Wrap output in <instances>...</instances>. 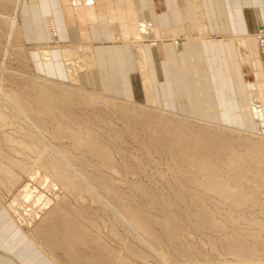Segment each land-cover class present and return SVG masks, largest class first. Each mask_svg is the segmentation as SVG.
Returning a JSON list of instances; mask_svg holds the SVG:
<instances>
[{
  "label": "bare ground",
  "instance_id": "1",
  "mask_svg": "<svg viewBox=\"0 0 264 264\" xmlns=\"http://www.w3.org/2000/svg\"><path fill=\"white\" fill-rule=\"evenodd\" d=\"M154 2L58 0L63 13L65 9L69 16L90 26L102 24L108 40L134 45L143 96L138 99L79 84L78 70L95 64L90 42L80 40L62 48L70 80L64 82L32 71L26 46L20 37L21 43L16 46L23 49L24 63L29 66L30 76L34 79L21 80L14 87H7L8 79L0 65V216L14 215L21 226L24 225L22 220L25 223L26 219L38 218L26 229L29 241L53 264H264V8L253 11L258 25L255 31L212 34L205 0H172V4L171 0H161V5L165 6L161 14L155 12ZM24 4L23 0H0V23L8 28V37L11 34L17 39L21 36L19 11H25ZM169 12L183 20L157 33L154 20L159 21ZM44 19L46 26L54 28L48 30L49 37L55 38L54 18L49 14ZM217 37L232 39L241 67L249 107L244 113L234 114L238 122L233 113L220 109L213 112L214 107L210 104L201 107L203 114H195L185 88L181 90L185 93L183 99L173 98H177L175 101L181 108L178 105L175 110L170 108L167 103L172 101L171 96L161 97L155 90L157 82L151 66L158 62L159 54L152 47V58H148L143 43L145 38L150 46L159 43L163 48H176L182 44L185 52L177 53V58L187 56L204 69L205 61L200 64L190 54L191 43L216 40ZM39 57L48 59L41 49ZM70 87L81 93L70 91ZM95 106L111 107L124 124L125 131L147 154H152L153 150L164 151L173 180L188 192L186 216L201 237L189 235L191 230L188 231L187 221L179 218L183 215L167 204L166 194L170 192L176 201L187 204L183 191L171 185L169 191L159 189V193L144 189L148 195V202H145L147 200L142 199V192L138 190L144 188L140 178L132 180L134 183L128 187L130 184H126L129 182H125L124 175L116 176L120 169L110 145L121 141L123 133L117 131L108 136L111 144L102 139L103 135L92 126L93 112L78 113ZM114 147L122 158L124 148L119 144ZM132 156L134 165L123 161L126 174H132L136 169L144 171L142 158ZM24 176L37 177L36 180L39 177L38 183L42 186H60L79 204L70 203L66 195L61 200L63 206L59 202L50 204L49 199L44 200L43 193L36 189L33 195L24 186L21 197L16 194L10 204L6 200L5 205L1 190L9 194ZM160 176L165 177L164 173ZM124 183L126 188L120 186ZM132 189H136L133 190L136 193L132 194ZM85 200L88 204L82 203ZM28 201H43L48 209L42 216L34 208L23 207L22 212L18 211L19 204H28ZM160 205H166L167 209ZM172 205L177 203L172 202ZM245 207L253 209V213ZM154 208H160L163 214L157 213L158 209L156 212L150 210ZM71 212L81 217L70 216ZM100 213L109 216L110 231L118 238L117 247L101 241L99 233L94 231L101 229ZM198 242L207 247L205 252ZM86 249L96 253L89 251L87 255Z\"/></svg>",
  "mask_w": 264,
  "mask_h": 264
},
{
  "label": "crops",
  "instance_id": "2",
  "mask_svg": "<svg viewBox=\"0 0 264 264\" xmlns=\"http://www.w3.org/2000/svg\"><path fill=\"white\" fill-rule=\"evenodd\" d=\"M160 1L155 0L154 8L156 13L161 14L165 6L161 5ZM23 4L25 6L22 8L25 11L21 9L19 11L21 37L24 47L26 46V57L28 59L29 55V63L35 74L69 82L62 48L80 40L88 41L92 45L95 64L90 68L78 70L79 84L88 89L125 96L133 100L143 97L140 74L135 62L137 55L132 43L108 40V33L103 29L102 24L87 25L84 21L69 16L65 9L64 14L58 0H23ZM205 4H207L206 11L212 34L255 31L258 25L254 21L256 12L253 13V11L256 8H264V0H205ZM49 14L54 18L57 26L55 38L49 37L48 29L51 30V28L48 24L47 26L44 24V17ZM152 15L154 20V14ZM161 17L159 21L154 20L155 27L158 28L157 33L183 20L171 12ZM143 43L148 58H152V47L157 49L159 60L151 66L157 82L155 90L161 97L171 96L172 101L167 103L170 108L174 110L175 106L176 109L178 106L181 108L175 99H183L185 93L181 90L184 91L185 88L192 102L191 110L195 114L196 112L203 114L201 108L203 104L214 107V97H216V106L223 112L235 114L237 110L245 111L244 106L247 105L248 98L242 85L241 67L231 38L217 37L216 40L206 39L191 43L190 54L197 58L200 64L205 61L204 69L187 56L180 60L177 58V53L185 52L182 44L176 48H163V45L159 43L150 46L145 38ZM40 49L47 54L48 59L42 60L39 57ZM166 58L170 60V63L166 61ZM163 64L164 74L162 73ZM158 71L160 73L157 74ZM174 97L177 98L173 99ZM216 106L213 112L216 111L214 110ZM235 121L238 122L236 117ZM29 239L27 231L22 230L12 216L2 214L0 216V264H53Z\"/></svg>",
  "mask_w": 264,
  "mask_h": 264
},
{
  "label": "rangeland",
  "instance_id": "3",
  "mask_svg": "<svg viewBox=\"0 0 264 264\" xmlns=\"http://www.w3.org/2000/svg\"><path fill=\"white\" fill-rule=\"evenodd\" d=\"M0 11H1V9H0ZM2 11L5 12V13H8L9 12V10H2ZM4 26L5 25L3 23H0V35H1L0 36V46H1V48H0V55H1L0 56V65H3L1 67L4 69V70L2 69L1 72L3 73V75L5 76V78L7 77V79H8V81L6 82V84L8 85L7 87H14V86H16V84L18 83V81L21 83V80H27V79L28 80H30V79L32 80L34 78H32V76H30L31 75V71L29 69V66L26 63H24L26 60L24 59L25 57H24V51H23V49L22 48H19L18 46H16L18 44V42H20V37L21 36L18 35V39L15 38L16 37L15 34H11V36L8 37V28L7 27H4ZM51 29H54V28L51 27ZM2 45H3V48L4 49L2 48ZM153 48H154V50L157 53V49L155 47H153ZM20 49H22V53H21ZM163 72H165V66H164V64H163V71H162V73ZM158 73H160V71H158ZM10 80H11V83H10ZM69 89H70V91H73L74 90V92L81 93L77 88L70 87ZM87 93H91V92H87ZM98 98H102V96H98ZM214 100L216 101V97H214ZM216 104H217V102H216ZM216 104L214 105V107L216 106ZM131 105L132 106H135L136 104L135 103H131ZM203 105L206 106V107L208 106V104L207 105L206 104H203ZM210 106L213 107V105H210ZM136 107H137V105H136ZM248 107H249V105H248V101H247V105L244 106V110L246 108L248 109ZM107 108H109V109H107ZM94 109L91 110V108H86V109H83V111H80L79 110L78 113L80 115H84L86 112H90V111L93 112L92 113L93 114L92 121L94 122V124L93 125L91 124V125L94 126V128L97 129L100 132L101 135H103L102 136V139L104 138L105 140H108L110 142V144H111L112 140L108 136H113L115 134V132H117V131L119 133H123L122 134L123 136L121 137V141H116L115 144L112 143L110 145V148H111L110 150L114 154L113 156H115L117 165L119 166V169H120L119 170V175H116V176L118 178H120V177H122L124 175L125 179L127 178V180L125 182H129V183H126V184L127 185L130 184L128 187H131V185L134 183L132 180L138 181V179L140 178L139 180H140L141 183H143L142 185H143L144 188L140 187V188H138V190H140L142 192V195H143L142 196V199L147 200L145 202H148V198H147L148 195L146 194V191H144V189L147 190V191L148 190L149 191H153L154 190L153 192H155V193L158 192L159 193V191H158L159 189H161V190L166 189V191L167 190L169 191L171 189L170 187L172 186V187H174L176 189H180L181 191H183V194H184V196L187 199L186 201H187V204L188 205L185 204L182 201H180V202L176 201V199L173 198L174 196L172 195L171 192L169 194H166L167 195V198H168L167 199V201H168L167 204H169L168 206H170L169 207L170 209H172V210L176 209L174 211L177 212V214L179 213V214L183 215V217L180 216V215H178V217L180 216L179 218L181 220H184L185 222L187 221L186 223L190 227V229H188V231L191 230L189 232V235L191 233V235L200 236V234L195 230V228L193 227V225L190 224L191 222L189 221L188 216H186V215H188V210H189V198H188V194H187L188 192L183 190V188L181 187L182 185H180L178 181L173 180V177H172L173 174L169 172V169H168V166H167V163H166V159L167 158L165 157L166 154L163 153L164 151L163 150H160L159 152H154L153 147H152L151 148L153 150V151L151 150L152 151V154H147L145 152L144 148H142V146H140V144L138 142H136V140H134V138L131 137V135L125 131V129L122 127L124 124L120 121L118 115L115 116V114L112 111L113 109L111 107L95 106ZM215 109H219V107H217ZM239 111H241V110H239ZM239 111L237 110V112H235V113H238ZM232 113L234 115V112H232ZM94 116H96V117H94ZM111 121H112V123H111ZM111 125H113V126H111ZM250 127H251V129H253L254 128V125L252 124ZM103 130L104 131L106 130V132H104ZM121 130H123V131H121ZM135 131L138 133L139 136L142 135L141 132H139L138 130H135ZM65 142H66V140H65ZM65 142H63V143H65ZM118 144H119V146H121L122 148H124V151H123V154H122V158H120V155H117L116 152H115V147L114 146L115 145H118ZM75 154H76V152H75ZM132 154H135V155H137V156H139V157L142 158V162L145 165V168H144L145 170L144 171H140L139 169H136L135 170L136 172H134L136 174H134V173H132V174H126V172L123 170L124 169L123 168V161L129 162L130 164H133L134 165L135 163H133L134 161L132 159V157H133ZM159 173L161 175H163V173H164L165 177H161ZM151 177H152V180H151ZM36 179H37V177L34 178V179H31V178H28V177L24 176V177H22V181H20V183H17V185L13 187V189L11 190V192H9V194L8 193L6 194V191L5 190H1L2 193L4 194L3 195L4 196L3 198H4V201H5V205H6L7 201H9L8 204H10V202L12 201L14 195L17 194V196L21 197V195L23 194L22 191H24V188H25L24 186H26V189L28 191H30L33 195H35L37 191H40L41 193H43L45 195L44 196V200L45 199H49L50 204H52V203H58L59 202L58 204H60V206H63L64 204L61 202V200L64 198L63 197L64 195L68 196L69 199L67 198V200L70 203L72 202L73 205H78L79 204L78 203L79 201H76L72 195L67 194V193L65 194V192H63L64 190L60 186L59 187L57 186L55 188H52L50 186H42V185H40V183H38V182H40L39 181L40 178L38 177V180H36ZM147 181H148V183H147ZM168 181H170V182H168ZM124 185H125V183L123 185H120V186H122L123 188H126L127 185H125L126 187ZM178 186H180V187H178ZM30 187H31V189H30ZM167 187H169V189ZM36 189H37V191H36ZM133 190L136 191V189H132V194L136 193ZM55 191H56V193H54ZM14 192H15V194H12ZM5 194H6L7 197L5 196ZM170 197L172 198V200L170 199ZM85 201L86 202H84V201L83 202L81 201V202L88 204L89 201L88 202H87V200H85ZM172 202L173 203H177V205L176 206L175 205H172ZM40 203H42V204H40ZM156 203H158V201ZM8 204H7V206H8ZM29 204H33V205H30L29 206ZM179 204L181 206H179ZM184 205H185V208H184ZM160 206L163 207L164 205L163 206L160 205ZM177 206H178V208H177ZM23 207H25V208L26 207L27 208H32V209L34 208V211H37L38 215H40V216H42L47 211V209H48L47 206L45 207V205H43V201L42 202L39 201V202H36V203H32V201L30 203V201H28V204H27V202L25 204L24 203L19 204L18 211L20 210V212H22L23 211ZM92 207H94L93 204H92ZM164 207H165V210H166L167 209L166 208L167 206L165 205ZM78 208H79V206H78ZM245 208H246L245 209L246 211L253 213V209L251 210V208H249V210H248L247 207H245ZM45 209H46V211H45ZM156 209H158L159 211L156 210ZM97 210H99V209H97ZM150 210L152 212H156L157 211V213L163 214V212H162L163 210H161L160 208H154V209H150ZM254 210H257L258 211L257 208H255ZM184 213H186V214H184ZM100 214L102 216V219L99 221L100 224H101V229L99 231L97 229H95V230L93 229V230L96 233H99V236H100V240L101 241H104L107 244L110 243L109 245H115L114 247H117L119 245V244H117L118 243V238H116L114 235H112V233L110 231V218H109V216L105 215L104 213H100ZM71 215L72 216L75 215L76 217L79 216V215H76L74 212H71L70 216ZM14 217L15 216L13 215V219L15 221L16 220L15 219L16 217L15 218ZM79 217H81V216H79ZM35 219L37 220L38 218H33V219L32 218L31 219L29 218L28 221L26 219L25 223L22 220L21 223L24 224L22 226L19 224L18 221H15V223L20 228L22 227L21 229L25 231L28 227L33 226L35 224V221H36ZM29 220H30V222H29ZM118 229H119V231H121L119 227H118ZM203 230H205V228H203ZM187 234H188V232H187ZM196 240H198V239H196ZM113 242H114V244H113ZM198 245H199V248L201 247L202 252H205L206 251L205 249L207 247H205L203 244H200L199 242H198ZM89 251H91V250L86 249L85 253L87 255H89V253H90ZM59 252H60V250H59ZM80 252H81V250L80 251L78 250V253H80ZM91 252H93L94 254L96 253L95 250L94 251H91ZM214 253H216V252H214ZM71 264H75V262H71Z\"/></svg>",
  "mask_w": 264,
  "mask_h": 264
}]
</instances>
